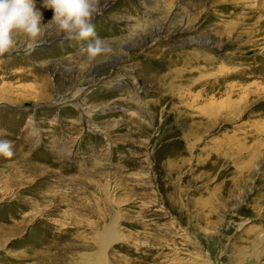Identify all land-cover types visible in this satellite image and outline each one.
<instances>
[{
	"label": "rangeland",
	"instance_id": "374dc122",
	"mask_svg": "<svg viewBox=\"0 0 264 264\" xmlns=\"http://www.w3.org/2000/svg\"><path fill=\"white\" fill-rule=\"evenodd\" d=\"M99 7L110 54L89 62L88 41L50 25L0 57V140L13 146L0 156V264H39L41 239L83 264L101 212L126 241L110 264H264V0ZM200 37L213 47L187 42ZM81 92L92 111L79 120Z\"/></svg>",
	"mask_w": 264,
	"mask_h": 264
},
{
	"label": "clouds",
	"instance_id": "9594fccd",
	"mask_svg": "<svg viewBox=\"0 0 264 264\" xmlns=\"http://www.w3.org/2000/svg\"><path fill=\"white\" fill-rule=\"evenodd\" d=\"M100 0H43L42 6L53 11L47 24L36 8L35 0H0V57L16 47V37L36 41L47 26L54 25L64 40L88 41L82 47L89 62L110 54L112 48L97 36L93 19L101 11ZM12 142L0 140V156L13 155Z\"/></svg>",
	"mask_w": 264,
	"mask_h": 264
},
{
	"label": "bare ground",
	"instance_id": "6f19581e",
	"mask_svg": "<svg viewBox=\"0 0 264 264\" xmlns=\"http://www.w3.org/2000/svg\"><path fill=\"white\" fill-rule=\"evenodd\" d=\"M187 42H190V44H193L194 43V44L207 45L210 48L213 47L212 46L213 45V41L212 40H210V39L209 40L208 39H204L202 37H200L199 39L194 40V41H193V38H191ZM208 43H209V45H208ZM205 55H204V57H202L201 60H203V58H205ZM126 71H128V70H125L124 72H122V74L126 78H128L129 75H127L125 73ZM130 72H131V75H133L134 70L132 69V71H130ZM123 79H125V78H123ZM132 86L135 89V91L133 90V92H134L133 93V96L138 98L139 96H138L137 91H138V89L141 86L139 85L138 79L134 75L132 77ZM81 94L83 95L82 92L80 93V95ZM82 95L81 96H77V97H76V95H74V100L77 102V106L79 107V111L81 113V115L79 117V120H81V118H82L81 116L90 115V111H92L90 107H88V106L85 107L84 106L85 99H84V95L83 96ZM78 100L79 101H82V102L80 103V102H78ZM138 104H140L141 106H143L142 103L139 102V101H138ZM103 109L104 108L101 107V110H103ZM90 126L92 127V129H95L96 128L93 125L92 122H90ZM104 194H105L104 195L105 196V199H108V201H110L112 199L110 197V195H109L110 194L109 192H106L105 191ZM117 219H118L117 216L111 218V216L108 217L107 214H104V213L101 212L100 213V216H99V219H98L99 222H97V224H94V225H89L91 227V237H90V239H92L93 242H94V244H96L95 245L96 251H93V252H85L83 254V257L81 256L82 257V263L83 264H110L109 256L107 254V249H108V247H109V245L111 243L117 242V241L121 240V237H119L118 234H117ZM78 222L79 221H76L75 222V225ZM128 224L129 225L137 226L140 223L138 221H135L134 220V221L128 222ZM5 232H6V230H3L0 227V245L1 246H3V244L5 243L4 242L5 239L3 238V235H4ZM80 237L82 238V237H85V236H80ZM60 238H63V237H60ZM121 242H126V241H124V239H122ZM59 243L60 242H58L56 240L55 241H48L46 239H41V240L36 241L35 243H33L31 245V248H34V250L31 251V254L39 262V264H67L68 263L67 262V258L69 257L68 254H67V251H69V250H68L67 247H65L63 245L59 247L58 245L61 244V243L60 244ZM120 247L121 248H125L126 250H132V251H134L133 249H131L129 246H127L124 243H121ZM87 248L89 249L90 246L87 247ZM38 250H40V251H38ZM140 252H141V250H140ZM140 252H138V254H140ZM142 256H146V255H142Z\"/></svg>",
	"mask_w": 264,
	"mask_h": 264
}]
</instances>
